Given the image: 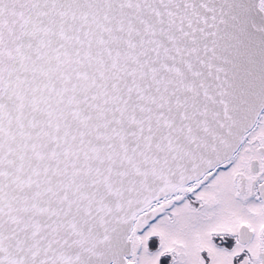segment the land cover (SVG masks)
Segmentation results:
<instances>
[{"label": "snow or ice", "instance_id": "obj_1", "mask_svg": "<svg viewBox=\"0 0 264 264\" xmlns=\"http://www.w3.org/2000/svg\"><path fill=\"white\" fill-rule=\"evenodd\" d=\"M0 264H264V0H0Z\"/></svg>", "mask_w": 264, "mask_h": 264}]
</instances>
